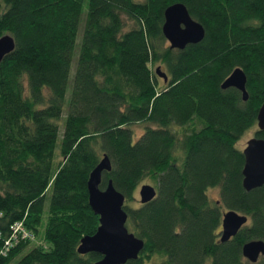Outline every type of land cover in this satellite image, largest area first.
<instances>
[{
  "label": "trees",
  "instance_id": "obj_1",
  "mask_svg": "<svg viewBox=\"0 0 264 264\" xmlns=\"http://www.w3.org/2000/svg\"><path fill=\"white\" fill-rule=\"evenodd\" d=\"M175 4L206 31L184 50L163 34ZM5 36L16 47L0 64V230L7 237L24 221L35 239L0 264L37 241L44 220L43 240L15 264L103 258L78 249L100 227L88 183L105 156L112 171L100 189L112 181L125 196L126 227L145 243L127 264H251L242 251L264 240V186L243 188L237 145L258 127L264 104V0H0ZM239 68L246 102L221 87ZM136 124L144 127L138 140ZM146 183L157 196L142 204L136 192ZM215 188L216 203L208 196ZM226 210L249 221L222 243Z\"/></svg>",
  "mask_w": 264,
  "mask_h": 264
},
{
  "label": "water",
  "instance_id": "obj_2",
  "mask_svg": "<svg viewBox=\"0 0 264 264\" xmlns=\"http://www.w3.org/2000/svg\"><path fill=\"white\" fill-rule=\"evenodd\" d=\"M163 34L173 50H184L189 45L203 41L206 31L204 26L194 20L183 4L170 6L165 12ZM15 40L11 36L0 39V64L15 50ZM157 74L168 81L167 75L157 69ZM222 89L235 88L242 93L244 102L248 101L247 76L242 69H236L222 84ZM259 131H264V104L259 110ZM243 188L247 192L264 186V139L253 138L248 141L243 151ZM112 164L108 157L99 163L91 173L88 183L89 204L95 215L100 217V227L93 236L84 237L78 252L81 255L97 253L103 258L96 264H127L139 258L145 247L143 240L137 238L126 227L128 214L124 209L126 198L118 192L110 181L106 190L100 185L104 172L110 173ZM157 196V190L148 184L141 186V203L147 204ZM248 223V217L229 210L223 214V230L220 241L226 243L236 237ZM243 257L252 264L264 257V240H253L243 246Z\"/></svg>",
  "mask_w": 264,
  "mask_h": 264
},
{
  "label": "rangeland",
  "instance_id": "obj_3",
  "mask_svg": "<svg viewBox=\"0 0 264 264\" xmlns=\"http://www.w3.org/2000/svg\"><path fill=\"white\" fill-rule=\"evenodd\" d=\"M136 1H143V0H136ZM83 27H84V24L82 23L81 26H80V34H79V37L81 38V34L83 32ZM169 44V42H168ZM170 45V44H169ZM74 74H75V63L74 65L72 66V71H71V75H70V80L72 81L73 78H74ZM68 93H71V85L68 89ZM63 125L61 126V130L63 131ZM132 128L134 129V132H135V140H138L142 134L144 133V127L141 126V124H136V125H133ZM256 130H259V127H254L253 129H251L248 133H246V135L244 137L241 138V140L238 142V148H240L241 150H244L246 147H247V143L249 140L255 138V132ZM57 156L59 155V149H57ZM57 163V162H56ZM148 185H152L153 184H149V183H146ZM145 185V184H143ZM140 192H141V187L138 188L137 192H136V197L138 199V202L141 203V197H140ZM208 196L210 197L211 201L216 203L217 201L220 200V191H219V188H215V189H210L208 191ZM45 225H46V220H44V223L43 225L41 226V233L37 239L36 242H34L33 244H31L28 248V250H25L22 254H20L16 259L15 261L12 263V264H15L16 261H18L19 259H21L32 247H35L37 246V244L43 240L44 238V229H45Z\"/></svg>",
  "mask_w": 264,
  "mask_h": 264
},
{
  "label": "built area",
  "instance_id": "obj_4",
  "mask_svg": "<svg viewBox=\"0 0 264 264\" xmlns=\"http://www.w3.org/2000/svg\"><path fill=\"white\" fill-rule=\"evenodd\" d=\"M3 214L0 212V218ZM34 234L30 231L24 221H18L10 227L7 237L0 230V258L9 257L11 251L21 244L33 242Z\"/></svg>",
  "mask_w": 264,
  "mask_h": 264
},
{
  "label": "flooded vegetation",
  "instance_id": "obj_5",
  "mask_svg": "<svg viewBox=\"0 0 264 264\" xmlns=\"http://www.w3.org/2000/svg\"><path fill=\"white\" fill-rule=\"evenodd\" d=\"M225 212H228V210H226V211H224L223 212V214L225 213ZM223 214H222V222H223ZM249 221V220H248ZM222 230H223V224L221 223V231H220V234H219V240L221 239V235H222ZM239 234V233H238ZM233 238H235V237H233ZM232 238V239H233ZM231 239V240H232ZM229 242V241H228ZM262 258V257H261ZM260 261V260H259ZM249 262V261H248ZM252 264V263H251ZM257 264V263H256Z\"/></svg>",
  "mask_w": 264,
  "mask_h": 264
}]
</instances>
